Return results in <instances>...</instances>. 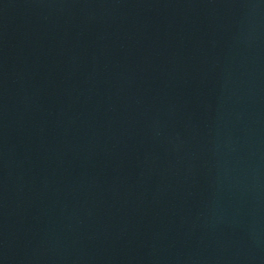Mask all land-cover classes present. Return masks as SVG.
Masks as SVG:
<instances>
[{
  "label": "water",
  "instance_id": "95a60500",
  "mask_svg": "<svg viewBox=\"0 0 264 264\" xmlns=\"http://www.w3.org/2000/svg\"><path fill=\"white\" fill-rule=\"evenodd\" d=\"M0 264H264V0H0Z\"/></svg>",
  "mask_w": 264,
  "mask_h": 264
}]
</instances>
